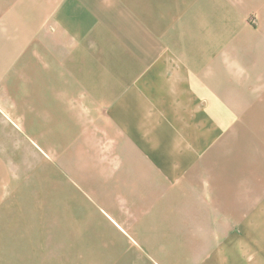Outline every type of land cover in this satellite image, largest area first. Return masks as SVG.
<instances>
[{"label": "crops", "instance_id": "obj_1", "mask_svg": "<svg viewBox=\"0 0 264 264\" xmlns=\"http://www.w3.org/2000/svg\"><path fill=\"white\" fill-rule=\"evenodd\" d=\"M259 89L264 0H0V216L15 215L20 136L37 145L72 121L78 145L107 153L108 218L140 248L85 263L69 240L82 211L65 204L57 264H145L148 251L154 264H264L243 145Z\"/></svg>", "mask_w": 264, "mask_h": 264}, {"label": "rangeland", "instance_id": "obj_2", "mask_svg": "<svg viewBox=\"0 0 264 264\" xmlns=\"http://www.w3.org/2000/svg\"><path fill=\"white\" fill-rule=\"evenodd\" d=\"M259 90L260 93L264 91ZM245 123L253 136L251 148L243 142L244 148L251 150L253 156L252 175L249 176L256 180L263 205L264 114ZM74 124L72 121H54L46 135L37 132L34 137L37 145L20 136L19 145L24 144L26 149L19 152L20 163H14V168L8 170L14 178L10 192L17 195V200L14 216H0V264H57L64 257L62 248H66V244L60 241L59 226L55 222L59 220L61 205L65 207V204L73 211H82L78 216H82L79 219L84 221L85 228L79 227L76 238L72 234L73 239L69 240L72 241L71 252L85 263L92 258H104L109 251L118 253L129 249L132 253L139 252L140 247L132 245L131 238L120 232L108 218L111 210L107 203V153H92L78 145L79 136ZM251 124L257 127L255 132ZM119 158L121 162L126 161L124 154ZM242 164L247 175L251 171H246L249 163L243 160ZM4 195L0 191V197L4 198ZM64 196H68L66 200ZM132 235L137 239L135 234ZM121 246L123 248L118 250ZM148 253L150 259L142 256L145 264L160 261L158 256Z\"/></svg>", "mask_w": 264, "mask_h": 264}]
</instances>
